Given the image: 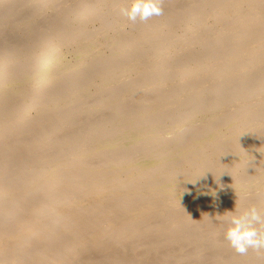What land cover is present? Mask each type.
<instances>
[{"label":"bare ground","instance_id":"bare-ground-1","mask_svg":"<svg viewBox=\"0 0 264 264\" xmlns=\"http://www.w3.org/2000/svg\"><path fill=\"white\" fill-rule=\"evenodd\" d=\"M128 2L0 0V264H264V0Z\"/></svg>","mask_w":264,"mask_h":264},{"label":"clouds","instance_id":"clouds-1","mask_svg":"<svg viewBox=\"0 0 264 264\" xmlns=\"http://www.w3.org/2000/svg\"><path fill=\"white\" fill-rule=\"evenodd\" d=\"M163 0H129L127 7L120 9L132 24L145 23L152 17L163 15ZM195 220V219H193ZM224 238L240 255L247 254L249 249H264V215L255 206L241 210L235 205L234 210L223 214Z\"/></svg>","mask_w":264,"mask_h":264},{"label":"rangeland","instance_id":"rangeland-1","mask_svg":"<svg viewBox=\"0 0 264 264\" xmlns=\"http://www.w3.org/2000/svg\"><path fill=\"white\" fill-rule=\"evenodd\" d=\"M77 3H78V1H77ZM77 3L75 5V8L73 9V12L70 13V15L68 16L69 17L68 20L70 19V21H68V22L70 24H72V25L74 24L75 19L78 18L79 11L83 8V3L82 2L78 3V4ZM33 39H34L33 34H29V35L25 36L24 38H8L6 41L3 42V41L0 40V42H3L4 45H6V46L9 45L10 48H11V47H19L20 46L19 45V41L25 40V41L32 42ZM36 57H37L36 54H34V56L32 57V61L36 62ZM24 99L25 98L23 97V99L16 100L17 109H19V104H23Z\"/></svg>","mask_w":264,"mask_h":264}]
</instances>
